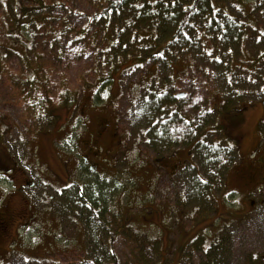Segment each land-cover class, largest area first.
Returning a JSON list of instances; mask_svg holds the SVG:
<instances>
[{
	"label": "rangeland",
	"instance_id": "1",
	"mask_svg": "<svg viewBox=\"0 0 264 264\" xmlns=\"http://www.w3.org/2000/svg\"><path fill=\"white\" fill-rule=\"evenodd\" d=\"M148 1L0 0V264H264V0Z\"/></svg>",
	"mask_w": 264,
	"mask_h": 264
},
{
	"label": "trees",
	"instance_id": "2",
	"mask_svg": "<svg viewBox=\"0 0 264 264\" xmlns=\"http://www.w3.org/2000/svg\"><path fill=\"white\" fill-rule=\"evenodd\" d=\"M129 1L130 0H111L110 5H109V7L106 10L101 9V12H103V13L105 12L104 13L105 15H102L101 17L107 16L109 18L110 17V14H111V11L120 9L126 2H129ZM136 1L137 0H134V3ZM200 1L201 0H193L192 4L190 6H188L187 8H185L186 14H187L186 15V18H185L186 20H189V18L194 14V9L196 8V6L198 5V3ZM154 3H155V1L152 2V1L149 0L143 6V8H145V7H152V5ZM148 10H149V12L151 11L150 9H148ZM205 117H206V119H205ZM197 118L199 119V123L201 124V126H203V124L210 123L211 120H212L211 119V116L209 114H205V113H201L200 115L198 114V117ZM177 127L178 128H183L184 129L183 132L187 131L184 134V139L188 138L189 135H191V133H192L189 130V128L185 126V124L183 122H176V124H173V125H171V127H169V130L168 131H167V129H166V131H164V135H166L167 137H164V138L162 137L161 139H164V140H162L160 142V144L163 145V141H165V144H167L168 142H170V141H167V140H170L171 139V137H169L170 136V133H171V131L175 130ZM177 136H180V135H177ZM172 144H173V142H172ZM205 152H207V151H205ZM205 152L202 153V154L203 155L204 154L207 155L208 152L207 153H205ZM218 165L219 164H217L215 162L214 163H210V167L209 168L207 167L208 173L212 172L213 170H216V168H218L220 166V165L219 166ZM222 166H221V169L224 170L222 168ZM226 171H227V169H226ZM99 186L100 185L98 183H92L91 185L88 184V187L87 188L90 190V194H88V198L90 199L89 200V203L92 204V205H95V204L101 205L102 203L107 202V198H109V195L113 191L112 189H109L108 190L106 187H101V186L99 187ZM96 189H97V191H96ZM107 191H108V193L106 194ZM100 197H102V198H100ZM4 203L5 202H3L2 205H4V207H6L7 205H5ZM2 209H3V207L0 208V211H2ZM22 221H23V219L21 220L20 225L22 224ZM44 257L46 258L47 255H45Z\"/></svg>",
	"mask_w": 264,
	"mask_h": 264
},
{
	"label": "flooded vegetation",
	"instance_id": "3",
	"mask_svg": "<svg viewBox=\"0 0 264 264\" xmlns=\"http://www.w3.org/2000/svg\"><path fill=\"white\" fill-rule=\"evenodd\" d=\"M192 119H195L194 117ZM195 130V127L192 128ZM4 125H0V175L4 173L13 174L19 169L18 161L14 151L15 143L13 141L5 143L4 139ZM262 182V179H261ZM264 183V182H262ZM5 204V203H4ZM6 205V204H5ZM12 220V216L9 213L8 206L3 207L0 211V243L3 237L7 236V229L9 222Z\"/></svg>",
	"mask_w": 264,
	"mask_h": 264
},
{
	"label": "crops",
	"instance_id": "4",
	"mask_svg": "<svg viewBox=\"0 0 264 264\" xmlns=\"http://www.w3.org/2000/svg\"><path fill=\"white\" fill-rule=\"evenodd\" d=\"M226 103H227V100H224L223 105H224L225 108H226ZM211 110H212V111H216V110H218V112H221V111H222V108L219 107V106H217V107H215V108H211Z\"/></svg>",
	"mask_w": 264,
	"mask_h": 264
}]
</instances>
